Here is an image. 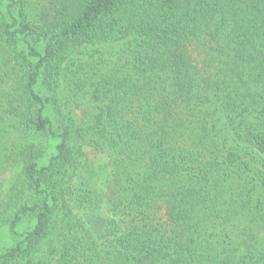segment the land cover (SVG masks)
Returning <instances> with one entry per match:
<instances>
[{
  "label": "trees",
  "instance_id": "1",
  "mask_svg": "<svg viewBox=\"0 0 264 264\" xmlns=\"http://www.w3.org/2000/svg\"><path fill=\"white\" fill-rule=\"evenodd\" d=\"M0 225V264H264V0H0Z\"/></svg>",
  "mask_w": 264,
  "mask_h": 264
},
{
  "label": "rangeland",
  "instance_id": "2",
  "mask_svg": "<svg viewBox=\"0 0 264 264\" xmlns=\"http://www.w3.org/2000/svg\"><path fill=\"white\" fill-rule=\"evenodd\" d=\"M15 174L8 171L7 173L3 174V190L8 192V190L12 187V185L17 181ZM32 224V220L26 219L20 226V231H24L30 227ZM6 227L0 225V247L11 245L14 242V238L10 235Z\"/></svg>",
  "mask_w": 264,
  "mask_h": 264
}]
</instances>
